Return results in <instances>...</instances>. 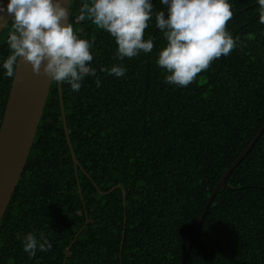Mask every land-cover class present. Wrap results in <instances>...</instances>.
I'll return each mask as SVG.
<instances>
[{
    "label": "trees",
    "instance_id": "1",
    "mask_svg": "<svg viewBox=\"0 0 264 264\" xmlns=\"http://www.w3.org/2000/svg\"><path fill=\"white\" fill-rule=\"evenodd\" d=\"M83 2L71 0L68 23L92 42L97 77H86L79 92L61 85L77 172L52 81L1 219L0 264H62L64 257L65 264H179L208 197L264 122L256 0H229L225 30L237 47L186 87L165 83L156 64L166 41L154 15L144 31L153 50L119 61L114 38L78 19ZM153 5L166 11L159 0ZM10 31L11 20L0 32V63L11 54ZM116 64L126 68L120 78L101 70ZM12 79L0 70V124ZM41 231L52 249L30 258L17 234ZM184 264H264V130L217 191Z\"/></svg>",
    "mask_w": 264,
    "mask_h": 264
},
{
    "label": "clouds",
    "instance_id": "2",
    "mask_svg": "<svg viewBox=\"0 0 264 264\" xmlns=\"http://www.w3.org/2000/svg\"><path fill=\"white\" fill-rule=\"evenodd\" d=\"M166 11L154 12L153 0H85L78 19L86 18L98 29L106 31L117 45L115 59L123 61L150 53L154 44L144 39L148 22L166 41L156 64L167 73L165 83L186 87L197 74L209 68L212 61L228 56L238 41L225 30L233 13L229 0H159ZM260 23L264 24V0H256ZM11 20L7 46L11 54L0 63L7 78H14L18 58L30 65L34 75L50 81L67 83L79 92L86 77H97L92 67V42L80 38L67 23L68 10L62 0H7L0 6V16ZM120 78L126 68L121 64L101 69ZM100 86L99 78L95 80ZM27 255L48 252L52 244L44 232H28L16 237Z\"/></svg>",
    "mask_w": 264,
    "mask_h": 264
},
{
    "label": "water",
    "instance_id": "3",
    "mask_svg": "<svg viewBox=\"0 0 264 264\" xmlns=\"http://www.w3.org/2000/svg\"><path fill=\"white\" fill-rule=\"evenodd\" d=\"M6 3L7 0H0V6H3ZM62 3L63 6L68 10V23L71 0H62ZM9 20L10 18L7 15L0 16V32L3 30ZM51 83L52 81H50L49 78L43 74L34 75L31 71L30 65L25 62L22 57L18 58L15 76L11 82L7 102L0 124V223L27 161ZM57 90L64 136L71 155L74 171L76 173L79 164L68 136L61 85L59 82H57ZM263 130L264 122L245 149L231 162V164L222 174V177L208 197V200L200 215L197 227L179 264L185 263L188 253L196 239V235L202 224L204 216L206 215L208 207L212 203L217 191L225 185V180L229 176L230 172L248 153ZM95 188L98 192L105 193L100 191L96 185ZM114 188L116 187H111L110 191ZM122 193L124 207L125 200L123 190ZM86 222L87 217L85 224ZM82 229L83 227L75 234L74 238L66 249L67 251ZM123 237L124 229L122 231L120 249H122ZM65 259L66 258L64 257L62 264H65Z\"/></svg>",
    "mask_w": 264,
    "mask_h": 264
}]
</instances>
